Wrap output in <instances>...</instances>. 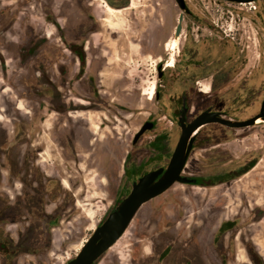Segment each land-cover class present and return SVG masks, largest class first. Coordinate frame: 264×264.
<instances>
[{"label": "rangeland", "instance_id": "374dc122", "mask_svg": "<svg viewBox=\"0 0 264 264\" xmlns=\"http://www.w3.org/2000/svg\"><path fill=\"white\" fill-rule=\"evenodd\" d=\"M186 2L193 12L211 14L221 31L197 25L193 31L194 39L208 37L214 64L226 55L225 39L243 42L240 51L229 52L244 61L233 85L245 82L247 96L256 92L237 113L250 117L260 108L258 93L264 94V3L256 5L257 17L245 5ZM105 4L120 12L110 14ZM228 9L244 15L240 25L225 21ZM181 12L175 0H0V177L11 170L16 137L23 135L22 154L33 152L47 178L69 183L47 207L51 226L19 227L17 217L0 225L1 241L18 242L12 264H68L130 190L127 164L148 157L151 142L165 132L160 125L134 146L140 126L155 117L170 125L163 110L175 118L169 109L175 68L166 67L160 88L158 67L172 54L178 59L167 44ZM153 84L162 89L160 103L146 94ZM81 102L87 107H77ZM167 134L166 145H175L180 132ZM184 174L216 184L176 183L144 204L95 264H264V122L201 132ZM221 176L228 180L217 184ZM225 223L232 224L223 230Z\"/></svg>", "mask_w": 264, "mask_h": 264}, {"label": "flooded vegetation", "instance_id": "af4514ba", "mask_svg": "<svg viewBox=\"0 0 264 264\" xmlns=\"http://www.w3.org/2000/svg\"><path fill=\"white\" fill-rule=\"evenodd\" d=\"M209 1L217 5H228L233 8H236L237 6L241 5L244 6L243 3H235L225 0ZM254 3L256 8L250 10V15L258 17L259 12L256 5L261 4L263 2L257 1ZM105 6L107 9L112 8L108 4H105ZM187 7L188 11L184 12V20L180 37L178 39H175L174 33V40L170 41L167 44V49L172 53H175V56H177L178 59H176L174 57V54H172L171 59L165 66L163 64L159 65L161 66L162 72L161 78H159L158 72V82L161 84V88L162 83L166 81V67L175 68L174 86L176 87V94L170 97L169 100V109L171 114L173 113L175 118H172L170 114L165 113V110H163V117L172 119L169 120L170 125L166 124V126L164 127L163 124L160 123L162 118L155 117V119H147L140 126L139 131L146 123H153V128L151 130H147L139 138L136 144H134L133 139L134 146H137L141 139L148 132L155 131L160 125H162L161 129L165 132L162 134H158L151 142V145L149 146L151 152L148 157H146L140 162L129 161L125 168L124 176L126 181L130 184V190L125 194V196L116 200L114 207L108 213V215L127 198V196L132 190L134 183L138 182L143 176L150 172L167 168L181 136L182 128L180 122L183 111L185 112L186 124L193 122L197 117H199L205 112L219 113L221 117L233 121H245L258 115L261 111L264 102V94L262 95L260 92L258 93V95L260 94V96L262 97V102H260V108L256 113L246 119L240 118L237 114L240 113L242 106H244L246 98H250V96L251 98H257L255 94L256 92H251L248 96L246 95V86L244 81V84L242 85L240 84V82L236 83V85H233L234 82L237 80V76L243 73L242 66L244 65V61L241 59L240 54L236 58V56L232 55L229 51L230 48L236 51H240L241 47L243 46V42H239L240 39L236 37H231V39H225L228 44V46H226V55L224 56V58L218 59L214 64L215 61L213 60V53L215 50H213V46L209 43L208 37H204L203 39L198 40L194 39L192 37L194 36L193 31L195 30V25H197V30H214L218 31V33H221V31L216 30L214 28V22L212 21L213 16L211 14L209 15L205 13L193 12L191 11L188 4ZM133 8L134 6L132 5L128 9ZM116 11H118V13L120 12V10ZM225 16V21L227 23H232L233 20H235V23H237V25H240L237 21H241V18L245 19L244 15L241 12L235 11V9L231 11L228 9L227 13L223 15V18ZM220 29L223 30V27H221ZM185 31L187 32L186 40L183 44V47L180 48L182 37ZM199 32L200 35L203 36L202 31ZM222 32L226 33V31ZM259 34L260 33L257 31L256 40L258 41V45L260 47L261 43ZM189 35L190 37H188ZM226 36H230V34H226ZM174 42H176V47H171ZM243 48L242 51H244ZM100 61L102 62V64L100 63ZM97 63V68H101L104 66L103 60L100 56ZM151 92H153V94H151ZM146 94L149 96L150 99H153L155 96V99L158 101V103H160L162 100V89L157 88L155 84L152 85L151 89ZM3 98H5L4 94ZM77 107L86 108L87 105L85 104V102H81L77 104ZM258 122L257 124H259ZM173 130L179 131L180 135L175 145L167 146L166 142L168 141L167 138L169 137L167 133L168 131ZM220 130L233 131L239 129H232L218 123H211L202 126L195 133L197 134L196 141L194 143V147L190 154L189 160L193 154V151L196 148V143L200 138L201 132ZM16 138L17 139L14 144L15 155L13 157L12 163L9 164V168L11 170L6 173V178L3 176V174L0 177V225H3L4 222L17 217V220L15 221L17 226L19 227L35 228L39 227L38 224L40 222L44 224V221L47 225L51 226L54 220L53 217H49V215L47 214V207H52L55 199L59 197L60 185L64 184V186L69 187V183L64 179L55 180L53 178H47L45 174H43L35 167L36 160H34L33 158V152L31 153L30 151H28L29 155L22 154L19 144L23 139V135H18ZM45 155L46 153H43V156ZM37 156H42V154L37 152L36 157ZM185 169L183 175H185ZM189 178L196 180V183L198 181H205L208 179L197 176H192ZM226 178V176H221L217 177L216 180ZM7 190H9V192L11 193H7ZM55 190L59 193H55ZM5 237L6 238H4L3 241L0 240V264H12L13 259L16 255L15 246L18 245V242H14L7 236ZM158 263H161V259L158 260ZM147 264H149V262Z\"/></svg>", "mask_w": 264, "mask_h": 264}, {"label": "water", "instance_id": "95a60500", "mask_svg": "<svg viewBox=\"0 0 264 264\" xmlns=\"http://www.w3.org/2000/svg\"><path fill=\"white\" fill-rule=\"evenodd\" d=\"M235 3H254L264 0H225ZM182 13L176 26L175 39L182 32L184 12L188 11L186 0H175ZM159 78L162 76L161 66L158 67ZM258 120L264 121V102L258 115L245 121H233L221 117L219 113L205 112L193 122L186 124L185 112L181 117V136L172 154L166 169H159L143 176L133 184L132 190L127 198L113 210L98 226L91 237L84 243L77 256L68 264H95L105 253H107L125 234L142 206L154 198L168 191L176 183L195 185L196 180L183 175L190 154L196 141L195 134L202 126L218 123L232 129H243L257 124ZM153 128V123H146L135 135L134 144L147 131ZM195 134V135H194ZM161 176V177H160Z\"/></svg>", "mask_w": 264, "mask_h": 264}, {"label": "trees", "instance_id": "16d2710c", "mask_svg": "<svg viewBox=\"0 0 264 264\" xmlns=\"http://www.w3.org/2000/svg\"><path fill=\"white\" fill-rule=\"evenodd\" d=\"M78 57H79V60H80V62H81V68L82 69H85V67H86V54H85V52L83 51V50H81L80 52H78ZM252 166V165H251ZM251 166L250 167H248V169L249 168H251ZM247 169V170H248ZM245 172V171H244ZM244 172H242V173H240V174H243ZM228 179H220V180H217L216 182H217V184L218 183H221V182H225V181H227ZM214 184H216V183H208L207 181H198L195 185L196 186H200V187H206V186H212V185H214ZM231 224L232 223H225L223 226H222V229L223 230H225V229H227V226H231Z\"/></svg>", "mask_w": 264, "mask_h": 264}, {"label": "bare ground", "instance_id": "6f19581e", "mask_svg": "<svg viewBox=\"0 0 264 264\" xmlns=\"http://www.w3.org/2000/svg\"><path fill=\"white\" fill-rule=\"evenodd\" d=\"M109 9V11H110V13L111 14H114V13H117L118 11H116V10H113L112 8H108ZM128 9V8H127ZM175 47L176 46V42H174L173 44H172V46L171 47ZM154 89V88H153ZM153 91V90H152ZM151 94H153V92H151ZM259 122L258 123H261V120H258Z\"/></svg>", "mask_w": 264, "mask_h": 264}, {"label": "built area", "instance_id": "2783aa9c", "mask_svg": "<svg viewBox=\"0 0 264 264\" xmlns=\"http://www.w3.org/2000/svg\"><path fill=\"white\" fill-rule=\"evenodd\" d=\"M245 6H249V9L250 10H253V9H255L256 7H255V3H248V4H244Z\"/></svg>", "mask_w": 264, "mask_h": 264}]
</instances>
